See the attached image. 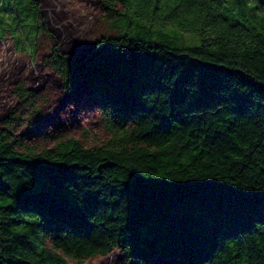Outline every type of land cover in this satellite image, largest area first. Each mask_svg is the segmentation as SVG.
<instances>
[{
  "label": "trees",
  "instance_id": "1",
  "mask_svg": "<svg viewBox=\"0 0 264 264\" xmlns=\"http://www.w3.org/2000/svg\"><path fill=\"white\" fill-rule=\"evenodd\" d=\"M110 1L116 36L81 60L54 49L51 65L69 93L83 81L114 123H136L150 148L70 139L20 154L0 130V264L116 248L145 264H264V0ZM14 4L30 13L14 8L11 25L31 20L38 46L39 1L0 0V24ZM170 25L200 44L152 40Z\"/></svg>",
  "mask_w": 264,
  "mask_h": 264
},
{
  "label": "rangeland",
  "instance_id": "2",
  "mask_svg": "<svg viewBox=\"0 0 264 264\" xmlns=\"http://www.w3.org/2000/svg\"><path fill=\"white\" fill-rule=\"evenodd\" d=\"M42 13L43 35L37 46L38 31L25 20L15 31L11 25L13 10L22 5L3 8L0 24V130L5 131L20 154H53L56 146L70 139L86 150L107 148H150L135 141L137 125L120 126L95 104L87 93L86 83L79 82L69 93L60 74L51 65L54 52L83 59L103 36H116L112 23L117 19L107 8L110 0H38ZM27 4V2H24ZM123 11L120 4L112 6ZM12 12V13H11ZM21 12L28 15L30 10ZM134 20V19H133ZM135 25V21H133ZM156 29L151 36L157 43L175 47L200 44L195 33L168 26L163 35ZM10 34H6L5 32ZM15 46H18V51ZM36 54L32 55V52ZM51 247V243L48 242ZM61 255L67 264H145L128 258L121 248L107 257L86 258ZM148 264H185L181 260L155 258Z\"/></svg>",
  "mask_w": 264,
  "mask_h": 264
}]
</instances>
